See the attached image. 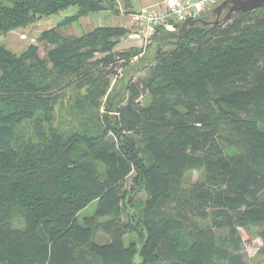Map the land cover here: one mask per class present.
Returning <instances> with one entry per match:
<instances>
[{
    "label": "trees",
    "instance_id": "obj_1",
    "mask_svg": "<svg viewBox=\"0 0 264 264\" xmlns=\"http://www.w3.org/2000/svg\"><path fill=\"white\" fill-rule=\"evenodd\" d=\"M118 5L0 0L3 35L76 9L43 56L0 42V264H248L241 230L264 258V5L157 33L134 66L125 28L60 31Z\"/></svg>",
    "mask_w": 264,
    "mask_h": 264
},
{
    "label": "rangeland",
    "instance_id": "obj_2",
    "mask_svg": "<svg viewBox=\"0 0 264 264\" xmlns=\"http://www.w3.org/2000/svg\"><path fill=\"white\" fill-rule=\"evenodd\" d=\"M122 3V6L118 5L120 10L118 13L114 11L109 12H100L91 14L89 16H86L84 18H81L79 21L73 23V24H66L63 27H61L60 31L67 35V36H82L84 34H87L91 31H94L98 27H122L127 29L128 33L123 36L119 42L116 44V46L113 48V54L116 55V58H122L121 54H129L133 58L132 65H136L139 62L140 58H149L148 56L151 53V49L153 44L156 41L155 35L147 45L143 43V38H141V35L138 34L136 27L131 24L130 16L132 13L131 11L125 9V4H123L122 0H120ZM226 2L225 0H221L219 5L216 7L218 8L222 3ZM210 12H207L205 14V21L209 23H214L216 21H222L224 18L228 16V11H221L220 15L214 14V10ZM76 13L75 8H70L66 11L60 12L59 14L52 15L50 17H44L42 19H38L37 21L33 22L32 24L28 25L26 28L23 29H17L12 32L7 33L6 35H3L0 33V42L4 44L9 50L20 53L23 50H25L29 45L34 44L39 47V53L41 56L45 54V46L44 44L40 43L38 41V38L42 32L45 30H49L51 28H55L63 23V21L68 16H72ZM160 33V34H159ZM158 33V36L162 35L164 32L161 31ZM133 35H138L140 37L133 39ZM106 54L98 53L96 54L95 60H100L103 58ZM150 59L144 60L141 63V67L146 66V62H149ZM153 62V60L151 61ZM116 76L112 78V87L117 84L118 86H121L119 83V79L123 78L125 76L127 69L124 71L122 69H117ZM148 71H142L140 73H137L136 75V81H142L147 77ZM66 106V110L63 111V115L68 114L67 116H70L71 113H73V107L72 110ZM75 112V111H74ZM104 112V108L101 109V113ZM199 178V173L194 172L191 174H188L185 178L187 183L194 182ZM127 188L130 190L132 186L131 179H129L126 182ZM146 195L141 194L139 196L140 200H145ZM96 206V203H94L90 209L87 210L93 211L94 207ZM126 220V219H125ZM243 238H244V258L245 261L248 264H264V258L260 256V249L263 246L262 240L259 237L258 233L256 231L247 232L244 230H241ZM102 237H100V240ZM137 239L136 236H130L127 241L135 240Z\"/></svg>",
    "mask_w": 264,
    "mask_h": 264
},
{
    "label": "built area",
    "instance_id": "obj_3",
    "mask_svg": "<svg viewBox=\"0 0 264 264\" xmlns=\"http://www.w3.org/2000/svg\"><path fill=\"white\" fill-rule=\"evenodd\" d=\"M220 2L221 0H164L160 5L132 13L131 24L136 27L138 34L143 38V43L147 45L160 31L176 33L183 23L201 19ZM138 37L140 36H132L133 39Z\"/></svg>",
    "mask_w": 264,
    "mask_h": 264
},
{
    "label": "water",
    "instance_id": "obj_4",
    "mask_svg": "<svg viewBox=\"0 0 264 264\" xmlns=\"http://www.w3.org/2000/svg\"><path fill=\"white\" fill-rule=\"evenodd\" d=\"M228 3L232 4V7L229 8V15L234 12V11H243V12H249V11H254L256 9L261 8L264 5V0H228L224 3H222L218 8H216L215 12L219 14L222 10L226 8V5ZM198 23H202L204 25H209L210 23L203 20V19H198V20H190L181 25V29L179 33H168L167 38H179L181 37L182 33H186L187 28L190 26H195Z\"/></svg>",
    "mask_w": 264,
    "mask_h": 264
},
{
    "label": "crops",
    "instance_id": "obj_5",
    "mask_svg": "<svg viewBox=\"0 0 264 264\" xmlns=\"http://www.w3.org/2000/svg\"><path fill=\"white\" fill-rule=\"evenodd\" d=\"M118 4L122 6L120 0H117ZM164 0H122L125 4V9L131 11V13L138 12L143 8L156 6L163 3Z\"/></svg>",
    "mask_w": 264,
    "mask_h": 264
},
{
    "label": "flooded vegetation",
    "instance_id": "obj_6",
    "mask_svg": "<svg viewBox=\"0 0 264 264\" xmlns=\"http://www.w3.org/2000/svg\"><path fill=\"white\" fill-rule=\"evenodd\" d=\"M230 7H232V4L231 3H228L227 5H226V8L224 9V11L226 10V11H228V13H229V8ZM223 11V10H222ZM221 13V12H220ZM220 13L219 14H217L216 13V15L218 16V15H220Z\"/></svg>",
    "mask_w": 264,
    "mask_h": 264
}]
</instances>
